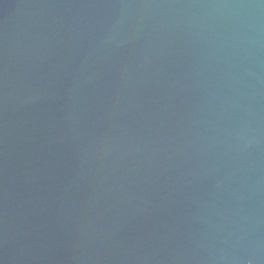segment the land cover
<instances>
[{
    "label": "water",
    "instance_id": "obj_1",
    "mask_svg": "<svg viewBox=\"0 0 264 264\" xmlns=\"http://www.w3.org/2000/svg\"><path fill=\"white\" fill-rule=\"evenodd\" d=\"M0 264H264V0H0Z\"/></svg>",
    "mask_w": 264,
    "mask_h": 264
}]
</instances>
